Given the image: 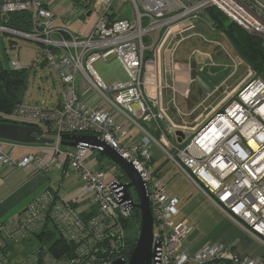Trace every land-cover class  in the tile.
Here are the masks:
<instances>
[{
	"label": "built area",
	"instance_id": "obj_1",
	"mask_svg": "<svg viewBox=\"0 0 264 264\" xmlns=\"http://www.w3.org/2000/svg\"><path fill=\"white\" fill-rule=\"evenodd\" d=\"M67 4L69 11L78 9L84 17L78 35L56 25L57 20L67 23L69 18L45 0L7 1L0 6V40L18 31L1 23L2 18L29 13L32 31L18 32L41 48V59L53 68L61 87L57 105L21 103L10 113L14 122L41 128L54 140L51 147L14 158L3 151L0 140V163L33 166L39 172L72 168L79 179V197L87 198L103 220L93 216L84 221L72 199L45 188L10 222L14 241L23 242L56 223L78 239L72 240L77 256L54 258L39 249L16 264H111L116 259L113 253L124 247L132 222L138 226L134 234L138 238L135 200L131 192L132 198L127 197V182L102 169L98 147L65 146V134L97 136L138 169L154 217L155 264H264V253L241 255L237 242L209 243L194 252L182 249L190 226L186 220L174 222L177 199L150 172L155 143L247 238L264 249V79L250 68L242 83L227 94L228 100L202 113L193 126L173 120L164 102L167 88L189 94L174 84L172 57L181 43L196 35L209 41L203 34L187 33L185 24L202 20L214 29L206 10L216 7L231 21L264 37V0H68ZM112 57L123 67L126 80L108 82L96 70L97 61ZM242 61L237 57L236 67ZM13 68L22 69L19 60L13 61ZM104 220L116 224L108 248L102 245ZM1 240L0 236V247ZM97 251L103 252L102 257ZM0 264L9 263L0 255Z\"/></svg>",
	"mask_w": 264,
	"mask_h": 264
},
{
	"label": "crops",
	"instance_id": "obj_2",
	"mask_svg": "<svg viewBox=\"0 0 264 264\" xmlns=\"http://www.w3.org/2000/svg\"><path fill=\"white\" fill-rule=\"evenodd\" d=\"M45 1L56 13L61 14L64 12L65 15H67L69 18V21L67 23H64L62 20H57L56 25L63 26L76 35L81 32V28L84 23V17L78 9L70 11L69 9H67V7L69 6L67 4L68 0ZM72 11L77 14L75 20H72V17H69L68 15V13ZM76 22L81 23L78 32H75V30L70 27ZM195 23L197 22L192 21L190 23L192 26H189L193 27V24ZM212 31H214L213 33H216L219 36L217 40L206 41L198 35L190 37L181 43L178 50L174 53L172 57V66H174L175 76L177 77V79L175 78L174 80V84L180 87L182 91L189 90L188 96H184L181 93H173L172 88H167L164 90V102L168 105L169 114L171 118L176 122L181 120L182 122H186L188 120L192 121V124H194L196 118L199 117L202 113L204 115L205 112L211 110L212 108L216 106L220 107L221 105H223L224 102L228 100V98H226L227 94L230 91L234 90L236 86H239L242 83L251 68L241 58L240 55H237L235 53L234 47L232 46L230 40L225 35V33L218 32L214 29ZM187 33L192 34L195 32H193V30H190V32ZM5 36H9L8 42L11 46V50L16 51V48H18V51L16 52L19 55L21 49L18 42L14 38V36L16 35L7 34ZM18 37L26 39L22 36ZM198 37L201 38L203 42L200 41L199 44L193 42L185 47L182 46L183 43H185L186 41ZM223 42H225L226 44H224ZM237 57H240L243 60L238 67H236L235 63V59ZM45 66V62H43V60L39 56V58L31 62V65L28 67L37 71V69L44 68ZM94 66L98 73L106 81L107 79H110L111 82L115 80L127 79L123 67L113 57L107 61L99 60L95 63ZM243 66L245 67L243 72H245L246 70V74L244 73V75L242 73V75H238L241 67ZM113 69L117 70L112 73ZM167 80L170 83L172 82V78L168 77ZM56 82L57 85H59L57 78ZM24 93L25 91H23V93L20 95L21 103L33 104L30 102H25ZM50 95L51 97L49 102H43L48 106L57 105L61 100V87L60 93L58 94L57 98H54L51 93ZM179 103H181L182 106ZM199 110H201L200 113L195 117V113ZM0 115L4 116L8 121H12V118H10V113L0 111ZM133 131H136V129H133ZM151 131L154 130L152 129ZM173 138L174 137L171 136V139ZM1 141L3 143V151L7 152L10 156L14 158H18L27 153L40 154L44 149L48 150L46 147H51L50 145L25 144L7 140ZM70 170H72V168L66 169L63 172H58L56 170H51V172H39L36 171L35 167L33 166H27L24 168L17 166H9L8 164L0 163V229L2 231V240L4 241L2 251L4 257L9 260V262H11L12 264L18 263L27 255L32 254L37 250L28 248L29 245H32V242L14 241L17 239L15 237V234L10 231L12 229V227H10V222L17 217V214L27 205V203L31 200L34 194L41 192L47 187H52L54 189L60 190L63 197L67 196L68 198L72 199L74 201L73 203L75 204V207L81 214H86L90 211L91 206L89 205L87 198L79 197V190L76 187L79 186V182L68 190L64 189L65 185H63L62 181H64V178L68 175ZM161 171L162 166H159V168L155 171V174H157L159 180H161ZM57 183L59 184L57 185ZM175 214L173 215V220ZM184 220H186L189 224V232H191L194 227V224H190L187 219ZM174 222L179 223L175 220ZM230 229L232 232L231 235L227 238V240L221 241L225 243L237 242L236 248L241 255L254 256L263 252L259 251V247L261 246L259 243H257L259 245L258 247V245L255 244L253 240H244L243 236L241 234H238L240 230H238L239 228H236L235 224L233 226L231 225ZM189 232L187 233V235L189 234ZM187 235L181 243L182 249H187L191 252H194L201 249L205 244H207L205 240H185L187 238ZM25 240L38 239L34 234H31ZM185 241H189V244L185 245ZM209 241L213 242V240ZM24 244H26L27 246H25Z\"/></svg>",
	"mask_w": 264,
	"mask_h": 264
},
{
	"label": "rangeland",
	"instance_id": "obj_3",
	"mask_svg": "<svg viewBox=\"0 0 264 264\" xmlns=\"http://www.w3.org/2000/svg\"><path fill=\"white\" fill-rule=\"evenodd\" d=\"M68 15L69 17H77V14L74 11L69 12ZM196 22L197 23L193 24V27H191V24L186 23V32H190V30H193V32H200L201 34H203L207 40H217L219 36L216 33H213L214 31H212L213 29L209 26L208 23L202 20ZM80 25L81 23L76 22L70 27L74 29L75 32H78ZM14 38L20 46V54L18 55L16 51L11 50V46L8 42L9 36H5L1 45L3 64L5 67L12 69L13 61L20 60L22 70H24V72L26 73L28 80L27 88L25 90L19 91L21 92V94L23 93V91H25V102H30L33 104H41L43 101L49 102L51 97L50 93L54 96V98H57L58 94L60 93V86L57 85V75L54 72L53 68L48 67L46 65L44 68L37 69L36 71L28 67L31 65V62L39 58L42 52L41 48L31 40H26L18 36H14ZM200 41L203 42L199 37L192 38L191 40H188L183 43L182 46L185 47L193 42L199 44ZM223 43L226 44L225 42ZM237 55L239 54L237 53ZM244 69V66L241 67L238 75H242V73L246 74V70L245 72H243ZM116 70L117 69H113L112 73H114ZM107 81L111 82L110 79H107ZM179 104L182 106L181 103ZM201 110L195 113V117L200 113ZM208 112L209 111L205 112V115ZM177 122L182 123V120ZM187 123L192 126L195 124H192V121H188ZM63 149H65V146H63ZM152 151L155 160L150 168V172L155 173L159 166H162V171L160 173L161 180L166 186L169 194L173 198H176L178 200V203L176 205L177 213L174 216V220L176 222H180L184 219H187L190 224H194V227L191 232H189L188 235L186 234L187 238L185 240H205L207 244L219 242L221 240H227V238L232 233L230 226H233L234 223H232L231 220L217 206L210 202L205 197V195L199 190V188L175 166L173 161L168 158V155L163 152L160 146L154 143ZM99 158L101 162V167L107 174H112L123 182L129 181L127 175L108 156L99 155ZM51 170H49L48 172H51ZM62 182L63 185H65V190L72 188L79 182L77 173L75 171L70 170L68 175L64 178V181ZM58 184L59 183H57V185ZM130 192L135 202H138L139 199L136 189L134 187H131ZM50 227L54 229L53 226ZM137 227V224L135 222H132V226L130 229V233L132 235L137 233ZM236 228L238 229L237 226ZM238 234H241L244 240H251L247 238L241 230L238 232ZM209 240H213V242ZM24 241L32 242V245H29L28 247L29 249L35 250L39 246L38 240ZM253 242L257 244L256 241L253 240ZM223 243L229 245L233 242ZM184 244H189V241H185ZM24 245L27 246L26 244ZM260 247L259 251H263L262 253H264V249Z\"/></svg>",
	"mask_w": 264,
	"mask_h": 264
},
{
	"label": "trees",
	"instance_id": "obj_4",
	"mask_svg": "<svg viewBox=\"0 0 264 264\" xmlns=\"http://www.w3.org/2000/svg\"><path fill=\"white\" fill-rule=\"evenodd\" d=\"M207 17L212 23L214 30L218 32H223L230 40L232 46L234 47L235 53L237 52L241 58L251 67V69L256 73L257 76L264 79V38L257 34L252 33L241 27L236 22L231 21L227 16L216 7H211L206 10ZM227 19V20H226ZM1 23L5 26L16 29L22 32L32 31V22L29 13L27 12H17L11 13L6 17L1 19ZM236 53V54H237ZM27 75L24 70H16L14 68L7 70L4 81L0 88V111L5 113H11L13 108L21 104L20 90H25L28 86ZM0 121H8L4 116L0 115ZM73 206L75 204L72 202ZM94 209L86 214H81V218L86 221V218H92L93 216H98L101 220L103 217ZM134 218L136 222L140 223V212L138 209L135 210ZM106 221L104 220V223ZM51 225L54 227L51 228L49 225H45L43 230L35 232L34 235L37 237L39 249H45L47 253H51L54 258H65L69 259L71 257H76L75 246L70 237V233L66 232L65 229L59 228L56 223ZM125 224V221H124ZM116 224H113L111 221H107L105 229H103L102 236V245L107 247L110 245L108 240H114ZM128 226L125 224L126 232L128 231ZM0 229V236L2 239V233ZM137 235V234H136ZM136 235H131L127 233L125 236L126 241L123 244L124 247H121L118 251L113 253V258L124 257L128 259L136 245ZM0 255L4 257L2 247L4 246V241L1 240ZM46 245V247H45ZM36 250V251H37ZM99 257H102L103 252L97 251ZM5 258V257H4ZM6 259V258H5ZM9 264V260L6 259ZM16 264V263H15Z\"/></svg>",
	"mask_w": 264,
	"mask_h": 264
},
{
	"label": "water",
	"instance_id": "obj_5",
	"mask_svg": "<svg viewBox=\"0 0 264 264\" xmlns=\"http://www.w3.org/2000/svg\"><path fill=\"white\" fill-rule=\"evenodd\" d=\"M7 1H28V0H0V6ZM91 12L87 13L90 16ZM16 35L22 36L23 33L15 32ZM24 37V36H22ZM4 38L0 40V88L4 81L6 71L10 70L3 64L1 45ZM181 137L184 133L177 132ZM0 139L35 145H51L54 143L52 138L45 136L44 131L36 126L21 124L14 121H0ZM63 145L76 147L79 144L86 145L91 148H99V153L102 156H108L129 178V182L125 184L127 197L132 198L130 188L134 187L138 194V202H133L135 209L140 212L139 235L136 240V245L128 259L118 257L111 264H155V249L153 245L154 237V217L150 206V201L147 195V188L138 169L133 162L122 156L117 150L112 148L108 143L97 136L88 134H65L63 135Z\"/></svg>",
	"mask_w": 264,
	"mask_h": 264
},
{
	"label": "bare ground",
	"instance_id": "obj_6",
	"mask_svg": "<svg viewBox=\"0 0 264 264\" xmlns=\"http://www.w3.org/2000/svg\"><path fill=\"white\" fill-rule=\"evenodd\" d=\"M20 61V60H19ZM21 63V62H20Z\"/></svg>",
	"mask_w": 264,
	"mask_h": 264
},
{
	"label": "flooded vegetation",
	"instance_id": "obj_7",
	"mask_svg": "<svg viewBox=\"0 0 264 264\" xmlns=\"http://www.w3.org/2000/svg\"><path fill=\"white\" fill-rule=\"evenodd\" d=\"M129 257H130V256H129ZM129 257H128V258H129Z\"/></svg>",
	"mask_w": 264,
	"mask_h": 264
}]
</instances>
